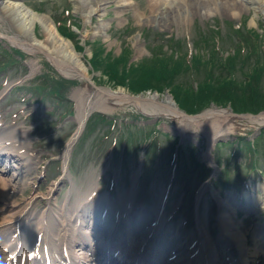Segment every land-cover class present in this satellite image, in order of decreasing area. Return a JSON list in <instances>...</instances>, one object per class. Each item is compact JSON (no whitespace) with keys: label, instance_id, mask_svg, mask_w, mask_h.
Returning <instances> with one entry per match:
<instances>
[{"label":"rangeland","instance_id":"374dc122","mask_svg":"<svg viewBox=\"0 0 264 264\" xmlns=\"http://www.w3.org/2000/svg\"><path fill=\"white\" fill-rule=\"evenodd\" d=\"M20 1L37 14H44L51 18L52 16L55 19L59 18L62 16V11H69L74 15V19L76 16L78 28H75V32H77L79 39L74 38L71 41L77 51L81 53V58L87 66V76L96 85L107 87L111 90L122 89L127 92L135 91L131 89L132 85L135 88L142 87V83H139L136 73L131 74V81L133 83L131 81L127 83L123 82L121 79V69L125 65L142 68L144 64L146 66L150 65L152 58L163 57L165 53L169 54L171 52L170 55L174 56L175 52L174 50H170V41L167 40L171 38L170 36H174L176 40V47L173 46V48H176V51H181L183 55L185 53L190 55L189 52L197 48L196 44L200 41V34L210 36L214 32L220 38V40L218 39L220 41L218 49L223 50L224 48V50L229 51V48L233 47L234 42L231 38L232 34L239 35L242 40L246 38L245 29H242V26L245 24L248 28L256 29L255 33L260 42H262L256 45V49H264V9L261 7L256 8L257 0H252L253 3L250 6L244 10H240L236 15L232 12L234 9H229L230 11L227 12L229 8L228 4L224 3L225 7H222L223 0H209L203 6H200L198 12L186 6L187 4L176 3L174 0H160L155 6H153L154 0H104L103 11L97 14L92 13L90 16L86 15L83 5L79 4L80 0ZM88 1L91 0H87V3L88 5H92ZM125 2H129V4L126 3V6L121 7L120 5ZM161 2L162 4L159 9L153 11V8L160 5ZM151 6H153L152 9ZM173 17L174 19H172ZM99 21H102L104 25L96 30L95 27ZM157 21L160 23V26H158ZM0 31L8 32L9 34L16 33L15 26L5 18L0 19ZM34 31L38 39L43 38L38 23ZM157 31L164 33V37L157 39L155 35ZM123 32L125 34H122ZM209 41L210 44L214 43L211 39ZM84 42L86 45L83 52L80 48L83 47L81 43L84 44ZM250 46L255 47L252 40ZM138 47L140 48L139 51H137ZM121 49H127L129 57L122 59V56L119 54ZM202 51L208 55L206 50L202 49ZM112 53L115 55H112ZM227 53L225 52L223 56ZM5 55L6 53L0 46V69H3L0 72V83L7 81V84H10L21 79L29 68L23 61L16 63L14 66L3 65L2 61H4ZM41 61L43 65L41 64L39 70L35 71L33 77L17 85L13 90V94L5 98L4 102L0 104V122L1 124L4 122V126H11L19 122L18 119L20 117L18 115L25 105V102H22L24 100L20 96L22 93L28 92V85L32 87L38 84L41 76L43 77L44 74L54 75L55 79H59V74L49 68L43 57L39 62ZM113 61L118 62H114L112 65ZM190 65H188L189 67L182 66V71L177 74L176 78L178 79L176 84L178 86L183 84V87H181L180 92H176V96L174 95L175 92L172 93L173 88L168 86L162 87L161 90L154 88L152 90L156 91L160 97L168 91L169 95L173 97V101L179 105L178 107L188 114L202 113L205 109L211 107L227 108L231 114L238 111L256 113L264 110V84L259 89L258 96L249 95V100L247 98L236 100L235 98L232 99L230 97L227 99L224 97L221 100L223 103H220V100L213 97L206 107L200 105V109H197L193 102H189L190 100L187 97L181 99L182 97L178 94L185 90L183 89L185 88V84L188 83V80L190 81V70L192 71L193 69L192 61H190ZM42 66L44 67L42 68ZM109 67L112 70H109ZM243 74V70L239 68L235 77L240 79ZM193 76V80H203L205 70L200 68L198 74ZM152 83L157 84L156 81ZM50 84L53 85V81H50ZM54 84L56 85V83ZM46 85L47 82H45ZM72 89L73 87L68 88L60 95L50 90L52 98L47 97L43 99L42 97L43 106L35 112V116L41 119V121L46 119L55 127L58 125L57 135L61 139V142L50 144L51 139H48L47 142V140L42 141L36 136L29 138L28 145L30 149L27 148L26 151L28 154L37 153L38 157L36 160L44 162L50 158L57 160L59 155H61L64 141L67 140L69 133L71 134L74 131L77 123L70 120L66 121L65 118L60 117L61 114L66 113L68 110L67 114L70 115V109L72 108L70 94ZM144 91L141 89L136 90V92L146 95L147 92L145 93ZM149 93L151 92L147 94ZM240 107L243 108L238 110ZM46 108H51L52 114L50 116H48ZM59 113L60 115H58ZM137 114L138 110L130 104L115 108L109 113V116L102 117V119L98 117V114H92L87 121L84 134L74 146L72 157L67 164V169L71 173V181H65L64 177H61L60 160L52 161L48 164L50 167L44 179L46 182L39 184V186L43 185L40 190H31L27 186L22 192H18V189L11 192L8 191L5 195H0V207L5 208L9 205H14V210L22 209L23 211L24 204L31 197L35 198L33 204L40 205L41 203H37L41 199L37 196L38 191L46 192L52 183L61 179L56 190L59 196L58 201H61L62 196L69 190L72 195V201L77 195L76 191L78 189L87 192L93 190V194L96 195L108 194L111 197L110 200H119V196L132 189L133 195L131 198L134 201L133 205H135L132 207V211L142 206L144 207V215L150 216V209L152 210L156 206L171 176L172 165L170 163L168 168L167 162L168 160L171 161L173 156L172 152L169 155L166 154V149L170 151L176 145V186L172 183V191L169 190L171 191L169 199L173 203L172 206L170 204L166 205V215L170 216L169 210L172 212V208L176 207V200H181V207L180 210H176V214L172 216L170 221L163 222L161 232L165 233V239L168 232L174 234L177 231L180 239H184L187 233H197L198 231L193 227L192 216L194 205L192 197H194V191L198 187L197 180H204L203 167L206 166V163L202 159H204L203 149L206 147L205 138L200 135L199 146H193L185 140L178 144V138L173 136L174 133H171L169 130L163 131L164 126L160 124L159 126L154 125V122L147 124L139 123L141 121L137 120L141 118ZM231 118H233L232 121H236L238 124L236 125L237 128L231 133L221 131L214 138L210 149L217 176L214 180H217L221 184H225L226 180L228 182L229 180L239 182L246 173L247 168H250L251 163L264 176V127L261 133L258 132L256 134L258 125L255 122H248L244 119L238 120L232 115ZM25 122L30 124L28 119ZM172 122L174 121L170 123ZM25 127L30 129L33 127V124L26 125ZM33 129L31 130L32 135L34 134ZM250 135L254 136V144L247 145L241 142L247 137L249 138ZM237 140L239 142L236 144L235 141ZM42 150H45L44 153ZM142 154L144 155L143 161ZM146 154L149 157H146ZM140 162H143L142 172L138 176V180L135 183L136 188L134 189L132 188L133 177L135 179L137 177L135 173L140 166ZM206 167L211 170V167ZM53 169L54 171H52ZM262 177H258V175L253 176L251 184L247 187L250 194L254 195V199L256 201L258 199L259 205H255L256 213H238L234 217L235 219L232 218L234 224L237 223L239 225L237 226L246 236V246L250 251L255 246L259 248L258 243L262 240L257 234H254L255 226L259 223H264V179ZM207 178L208 176L205 179ZM230 187L234 188L233 186ZM230 187L226 186L223 190H228L226 188ZM241 188L244 187L242 186ZM210 196L211 194L206 191L202 194L200 205L198 206V218L204 222H201L203 230H208L212 238L216 235L218 236L212 240L210 245L217 255L216 264L242 263L241 258L238 259L236 247L231 243L227 244L223 240V237H220L217 220H214L218 208H216L214 202H211L212 198ZM35 207L34 205V209ZM41 207H43V203L40 205ZM29 212L30 210L27 211V213ZM6 213L3 211V217ZM31 213L32 222L35 221L33 218L35 212ZM258 214H261L262 219L258 217ZM181 216L187 217V221L183 226L178 225V219ZM250 216L252 217L250 218ZM227 246H230V248H227ZM183 249L186 251L185 247H181L179 251H183ZM247 258V264H264V258L258 253L252 256L251 252H249Z\"/></svg>","mask_w":264,"mask_h":264},{"label":"bare ground","instance_id":"6f19581e","mask_svg":"<svg viewBox=\"0 0 264 264\" xmlns=\"http://www.w3.org/2000/svg\"><path fill=\"white\" fill-rule=\"evenodd\" d=\"M159 1L160 0H154L153 6L157 5ZM174 1L176 3H185L187 4L186 6L193 9L195 12H198L200 6H203L209 0ZM88 2L92 3V5H88L87 0H80L79 2V4L83 5L87 16H90L92 13L97 14L103 11L104 0H91ZM126 3L129 4V2H125L120 6H126ZM224 3L229 5L227 12L230 11L229 9H234L232 12L236 15L240 10L246 9L253 2L252 0H223L222 7H225ZM161 4L162 2L157 7H154L153 11L159 9ZM153 6H151V9ZM259 7L264 9V0H257L256 8ZM3 18L7 19L8 22H11V24L15 26L16 33L14 34L15 38H13V41L17 42L24 50L32 53L37 49H42L43 52L58 65V72L62 76L67 78L82 77L85 79L83 86L78 87L73 94H70V98L76 100L74 119L83 124L87 115L94 112L95 106L87 100L88 95L92 94L91 92H88L87 87L89 84L93 83V81L87 76V66L84 64L81 55L71 45L70 41L58 33L51 19H49L47 15L35 13L20 0H0V19ZM172 19H174V17ZM37 23L42 32V39H38L34 31ZM103 25L104 23L99 21L95 29L97 30ZM158 26H160L159 22ZM139 50L140 48L138 47L137 51ZM94 86L96 85L94 84ZM5 89L6 87L2 89V92ZM101 89L102 91H97L98 93L93 96L97 97L95 102L96 106L103 111L110 112L118 106L131 103L145 114L154 117L167 116L174 118L173 125L170 126L173 130L176 129L182 131V129H189L193 130V133L200 131L202 132V135L208 136L210 141L221 131L232 132L237 128L236 125H238L236 121H232L233 118L225 112L228 110H220L215 107H211L202 113L201 118L196 117L195 115H176L173 111V109H175V104L173 103L171 96L167 93L161 97L158 94L153 93L147 96L140 95L138 98H129L124 96L120 97L118 95L125 92L122 89L115 92L106 87H102ZM115 96V99H109V97L114 98ZM145 97L146 99H144ZM158 101L163 103L162 107L158 105ZM32 108H36V105H32ZM28 112H30V109L27 107H24L21 110L22 114H27ZM257 121L259 123L264 122V116L260 117ZM76 132L77 134L80 133V129H76ZM204 156L208 163L212 164L211 155L208 152H205ZM5 157L6 159H13L14 154L7 153L5 154ZM23 159L27 160V157L23 155ZM12 169H15V167L13 166L12 168H9L8 171ZM54 185H52L49 191H47V197L52 195ZM9 187L13 188L10 182L6 180L5 173L2 172L0 174V195H5L10 189ZM22 191V187L18 188V192ZM69 191L66 194L67 196L62 199L59 206H56L55 208L54 206L50 207L48 203L49 211L44 209L36 214L34 228L38 231L44 230L48 233L49 231H52L50 230L53 225L52 223L56 222V228L59 230L60 234H65L67 232L68 238L66 245L69 248H73V252H71L72 257L75 259L73 264H82V261H84L83 264H189V262L196 264L195 261H187L182 257H179L180 251H178L179 254H175L177 247L176 241L168 238L169 233L166 234V239L164 241L165 233L161 232L163 218L162 214L159 213L160 209L156 211V222L150 227L146 223L149 219L147 217H142L144 212L143 208L139 207L138 210H134L132 213H126V210L130 209L131 197L133 195L131 189H129L127 193H123L122 196H119L117 204H111L108 202L107 205L110 206L109 211L111 213L109 214V219L106 220L108 221L107 224L102 222V225H96V221L93 222L94 214L101 217L103 216L104 209L107 210L105 206L98 205L95 207V203L100 202L101 204L102 198L100 196L91 197V192L93 190L87 192L78 189L76 191L77 197L70 202ZM213 196L212 201H214L215 206L218 208V214L216 217L218 227L220 230L222 229V234L228 238L229 242L236 246L239 256L243 258L241 259L242 264H246L248 261L247 254L251 252V255L255 256L258 253V249L254 248L250 251L247 248L246 236L232 220L231 213L236 206L235 198L230 196L220 198L217 193H213ZM31 201L32 197L25 203L24 207L28 205L31 207ZM83 213L85 214L83 215ZM153 214L155 215V212ZM28 221L29 220L27 219V222ZM1 223H6V221ZM53 226L55 227V224ZM29 227L30 224H28V228ZM23 229L24 228L19 229V237H21L22 234H25L26 229ZM4 231L5 228L0 230V232ZM0 238L6 242L3 236H0ZM84 240L87 242L86 244ZM77 241H79V243L78 245H75ZM78 246V250L75 251L74 248H77ZM173 249H175V252H173ZM82 250L93 253L92 261L89 260L87 252H81ZM109 250L111 253H108ZM124 252H126L128 259H125L123 255ZM203 253H207V249L204 247ZM122 258H124V260H122ZM154 259H157L158 263H155ZM193 260L200 262L204 260V257L200 254ZM129 261H131V263H129ZM5 264H8V262L5 261ZM12 264H14V262ZM22 264L31 263L26 261L24 263L22 262ZM201 264H208V262L205 260L201 262Z\"/></svg>","mask_w":264,"mask_h":264},{"label":"trees","instance_id":"16d2710c","mask_svg":"<svg viewBox=\"0 0 264 264\" xmlns=\"http://www.w3.org/2000/svg\"><path fill=\"white\" fill-rule=\"evenodd\" d=\"M64 33L70 37H72V32L66 30ZM177 62V64H176ZM195 62L197 63H202V59L200 57H197L195 59ZM182 66L186 67V65L183 63V60L176 61L172 56H163V57H154L151 59L150 65H147L146 67L143 66L142 68H136V67H123V73L121 75V79L124 80L125 78H129V81H131V74L136 73L138 75L137 77L139 78V83H142V87H136L132 85L133 90H138V89H157L161 90L162 87L170 86L173 88V93L176 96V92H180L181 87L183 85H177L176 84V75L182 71ZM262 71V67L260 68ZM258 78L260 77V72H255L254 74ZM157 82V84H153L152 82ZM245 81V79H244ZM228 82H232L230 79ZM133 83V81H131ZM226 83L227 81H223L222 84V90L219 89L218 83L215 82L214 85L213 83L209 80L206 84H203L199 87L198 90H191L188 88H183V90L180 94L182 97L181 99L188 98L190 100L189 102H193L195 107L200 109V105H207L209 101H211V98H215L218 100H222L225 96H227L224 92L226 91ZM264 83H261L260 86L262 87ZM245 83L241 82L239 83L238 81L235 84V87L237 88H242L244 87ZM221 91L219 93V91ZM228 90V89H227ZM257 92V91H256ZM251 96H258V95H251ZM264 96V94H263ZM239 100H241V95L237 93L235 96ZM245 98L249 100V95H247ZM220 103H223L222 101ZM241 106V105H240ZM244 107V106H243ZM243 107H240L238 110L242 109Z\"/></svg>","mask_w":264,"mask_h":264},{"label":"water","instance_id":"95a60500","mask_svg":"<svg viewBox=\"0 0 264 264\" xmlns=\"http://www.w3.org/2000/svg\"><path fill=\"white\" fill-rule=\"evenodd\" d=\"M261 114H264V113H259V114H251V113H241V114H231L232 116H234L235 118H238V119H247V120H254V119H257V117H260ZM178 115H186V114H183V113H178ZM196 117H200L201 118V114L200 115H195Z\"/></svg>","mask_w":264,"mask_h":264}]
</instances>
